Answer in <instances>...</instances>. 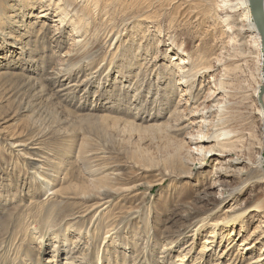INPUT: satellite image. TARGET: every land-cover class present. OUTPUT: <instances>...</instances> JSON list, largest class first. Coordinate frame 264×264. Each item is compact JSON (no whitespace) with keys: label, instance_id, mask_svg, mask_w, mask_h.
Segmentation results:
<instances>
[{"label":"rangeland","instance_id":"374dc122","mask_svg":"<svg viewBox=\"0 0 264 264\" xmlns=\"http://www.w3.org/2000/svg\"><path fill=\"white\" fill-rule=\"evenodd\" d=\"M244 1L0 0V264H264Z\"/></svg>","mask_w":264,"mask_h":264},{"label":"bare ground","instance_id":"6f19581e","mask_svg":"<svg viewBox=\"0 0 264 264\" xmlns=\"http://www.w3.org/2000/svg\"><path fill=\"white\" fill-rule=\"evenodd\" d=\"M260 4H261V7H262V10H263V14H264V0H260ZM244 9H245V16L249 19V21H250V28H251V30L253 31V33L255 34V37H256V43H255V46H256V48H257V50H258V55H259V62H260V65H261V62L263 61V54H262V49H261V46H260V37H259V34L258 33H256L257 31H255V29H254V25H253V23H252V21H251V17H250V10H249V5H248V1H244ZM42 16H45V14H44V12H42V14H41V17ZM210 72V71H209ZM198 73H202V72H198ZM204 73V72H203ZM197 75V74H196ZM261 75H262V83H261V85H263L264 84V75L261 73ZM190 76V75H189ZM260 99H261V101L264 103V93H263V95L260 97ZM260 114H261V132H262V135H264L263 134V129H264V114L263 113H261L260 112ZM200 152V151H199ZM220 185H221V187H222V191H225V193H222L221 194V196H219V197H217L216 198V203H210L209 201H208V205L210 204L211 205V207L210 208H207V213H209V215L211 214V213H214L217 209H219V208H221V207H226V203H228L229 201L231 202L233 199H234V197H235V195L237 194V192H239L240 191V188L239 187H235V188H232V186L231 185H228V184H224V183H220ZM212 187H214V185L213 186H210V187H207V189L204 191V193L206 194V195H209L210 194V191L209 190H212V189H214V188H212ZM228 193V195L226 196H224L223 194H227ZM205 195V196H206ZM208 197V196H207ZM206 197V198H207ZM214 199V198H213ZM207 201V200H206ZM232 207V206H231ZM231 207H230V209H228L226 212H229V211H231ZM256 208H260L259 206H257ZM232 209H233V207H232ZM238 213H241V214H238ZM236 212L235 214H233L232 216H230V217H228V222L230 221H237L239 218H241V217H243V215L245 214V212ZM189 218H191V219H194V218H197V213H190V216H189ZM225 223V222H224ZM213 233V235H211V236H209V237H211V238H213L214 237V231L212 232ZM211 243H213V241H209L208 239H205V240H203V247H202V252L203 253H205L206 251H207V253L208 252H210V250H211V248H210V244Z\"/></svg>","mask_w":264,"mask_h":264},{"label":"water","instance_id":"95a60500","mask_svg":"<svg viewBox=\"0 0 264 264\" xmlns=\"http://www.w3.org/2000/svg\"><path fill=\"white\" fill-rule=\"evenodd\" d=\"M250 14L255 26V29L260 37V46L264 58V14L260 4V0H248ZM262 73L264 74V59L262 61ZM264 93V84L260 88V97Z\"/></svg>","mask_w":264,"mask_h":264}]
</instances>
